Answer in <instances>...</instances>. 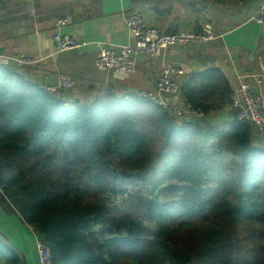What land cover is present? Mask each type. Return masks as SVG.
<instances>
[{
	"label": "trees",
	"instance_id": "1",
	"mask_svg": "<svg viewBox=\"0 0 264 264\" xmlns=\"http://www.w3.org/2000/svg\"><path fill=\"white\" fill-rule=\"evenodd\" d=\"M144 2L163 19L165 2ZM47 84L0 63V206L52 264H264V145L249 123L179 120L117 81ZM232 91L212 67L180 96L210 113ZM0 264H25L1 232Z\"/></svg>",
	"mask_w": 264,
	"mask_h": 264
},
{
	"label": "crops",
	"instance_id": "2",
	"mask_svg": "<svg viewBox=\"0 0 264 264\" xmlns=\"http://www.w3.org/2000/svg\"><path fill=\"white\" fill-rule=\"evenodd\" d=\"M158 1L165 2L161 7L165 12L163 19L157 18L150 3L135 5L133 0H0V55L24 53L35 57L38 61L32 65L47 83L56 82L63 75L83 76L106 85L117 81L122 90L135 92L153 89L165 64L183 68L182 80L190 73L218 67L234 88L255 66V56L264 52V28L249 20L259 0ZM134 11L142 12L148 23L168 32L199 31L209 21L217 36L200 46L172 47L163 59L139 56L137 72L118 80L111 71L95 67V56L100 43L114 47L133 44L126 18ZM64 17L68 23L57 27L56 20ZM57 31L87 43L81 48L59 51L52 38ZM229 112V107L218 110L209 116V122H228ZM0 232L22 254L25 264H38L36 234L18 213L6 214L0 207Z\"/></svg>",
	"mask_w": 264,
	"mask_h": 264
},
{
	"label": "built area",
	"instance_id": "3",
	"mask_svg": "<svg viewBox=\"0 0 264 264\" xmlns=\"http://www.w3.org/2000/svg\"><path fill=\"white\" fill-rule=\"evenodd\" d=\"M249 20L260 24L264 28V0L259 3ZM57 27L64 26L69 19L56 20ZM128 30L134 37L133 44L110 46L106 43L98 44L95 56V67L102 71H111L113 77L122 80L137 72L139 56L163 59L172 47L200 46L216 38L214 26L205 21L199 31L168 32L162 27L148 23L142 12H131L126 18ZM59 51L81 48L86 45L85 39L76 38L68 33L54 32L52 35ZM38 60L30 55L20 53L14 55H0L1 64H13L20 67L32 65ZM252 70L243 75L242 81L233 88L231 93L232 112L237 119L250 125L255 145H264V52H259L254 58ZM185 75L183 68L175 64L163 65L156 77L153 89L137 90L136 94L143 96L154 104L166 109L172 117L179 120L209 122V116L214 112H205L180 96L182 78ZM75 85L72 76H59L56 82L48 83L50 91L69 89ZM211 123H218L210 121ZM34 230V229H33ZM35 244L38 264H52V251L48 243L37 232Z\"/></svg>",
	"mask_w": 264,
	"mask_h": 264
},
{
	"label": "rangeland",
	"instance_id": "4",
	"mask_svg": "<svg viewBox=\"0 0 264 264\" xmlns=\"http://www.w3.org/2000/svg\"><path fill=\"white\" fill-rule=\"evenodd\" d=\"M99 73V72H98ZM232 116V112L230 111L229 112V114H228V116L227 117H231ZM220 121V120H219ZM1 207V206H0ZM2 208V207H1ZM3 210V209H2ZM4 211V210H3ZM5 212V211H4ZM31 226V225H30ZM32 227V226H31ZM32 229H33V227H32ZM35 231V230H34ZM36 232V231H35Z\"/></svg>",
	"mask_w": 264,
	"mask_h": 264
},
{
	"label": "water",
	"instance_id": "5",
	"mask_svg": "<svg viewBox=\"0 0 264 264\" xmlns=\"http://www.w3.org/2000/svg\"><path fill=\"white\" fill-rule=\"evenodd\" d=\"M2 53V51L0 50V54Z\"/></svg>",
	"mask_w": 264,
	"mask_h": 264
}]
</instances>
